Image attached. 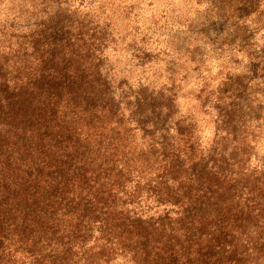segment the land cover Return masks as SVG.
I'll return each instance as SVG.
<instances>
[{"label":"trees","instance_id":"1","mask_svg":"<svg viewBox=\"0 0 264 264\" xmlns=\"http://www.w3.org/2000/svg\"><path fill=\"white\" fill-rule=\"evenodd\" d=\"M197 3L165 54L137 0H0V264H264V0Z\"/></svg>","mask_w":264,"mask_h":264},{"label":"rangeland","instance_id":"2","mask_svg":"<svg viewBox=\"0 0 264 264\" xmlns=\"http://www.w3.org/2000/svg\"><path fill=\"white\" fill-rule=\"evenodd\" d=\"M68 1L75 5H78L81 2L82 6L88 4V6L95 7L100 4L107 5L109 0H73V1L68 0ZM137 1L139 7L137 9V14L135 15L136 24L138 26L149 25V24L153 26V24H155L156 27L159 28L157 29L155 36L149 39L152 40L151 46H157V48L160 50L164 49L165 54L168 53L175 54L177 51L183 53L186 52V50L193 49L192 48L193 46L186 42L182 44L180 50H173L170 48L169 41L174 35H177L179 29L180 30L185 29L186 24L189 22L191 18H193L192 17L193 13L190 14V12H192L196 7L201 6L197 3V0H137ZM0 7L2 6L0 5ZM182 13H186V16H181ZM201 13H202L201 11L198 12V14ZM139 36L137 37L139 38ZM256 38L257 41L260 43L263 41V36L260 33L256 36ZM181 42H185L182 40V36H181ZM195 42H201V40L198 39ZM207 57L210 58L211 56L207 55ZM207 57L205 61L199 62L200 67H199L198 75L203 74L205 71L208 70L211 71L212 73H215L218 70V68L221 67L220 59L217 58L208 59ZM208 67H210V69ZM191 75L192 73L190 71L187 80L182 85L183 96L181 97L180 110H179V112L182 114L185 113L186 110L195 113V109L198 107L196 104H193L195 102L194 93L197 91L196 89L197 80L191 77ZM262 110L264 112L263 108ZM202 121H208V120H202ZM208 131L209 128L206 127L205 132L208 133ZM255 162H257V159L254 161V163Z\"/></svg>","mask_w":264,"mask_h":264}]
</instances>
